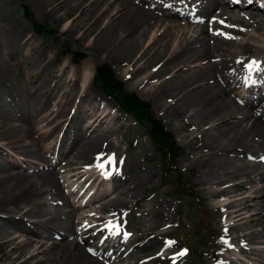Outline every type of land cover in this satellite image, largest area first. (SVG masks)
<instances>
[{
    "label": "bare ground",
    "instance_id": "bare-ground-1",
    "mask_svg": "<svg viewBox=\"0 0 264 264\" xmlns=\"http://www.w3.org/2000/svg\"><path fill=\"white\" fill-rule=\"evenodd\" d=\"M50 1L53 7L66 10L62 15L79 10V13L73 16L71 25L82 29L83 37L95 35L90 47L102 49L105 55L107 54L106 57L114 60L120 58L132 68L136 67L135 76L130 72L131 81L136 78L134 84L141 87L145 85L146 90L156 94V102L167 109L176 108L180 119L185 120L182 113L189 115L188 122H195L196 130L203 132L202 136L200 133L195 134L196 131L189 132V142L192 146L194 145L196 154L190 156L188 160L202 168L204 183L211 185L214 189L217 187L211 191L212 196L223 200L222 204L215 206L217 219L220 215L219 211H222L219 221H225L222 225L223 239L216 251L215 262L219 264H252L254 261L264 263V247L258 246L264 244V219L261 221L260 216L255 212L254 205V202L259 201L264 205V165L252 161L254 158L258 159V153L254 151L258 147L251 149L252 146L264 145V96L256 98L264 92V73L256 69L250 75L242 68L244 60H251L254 56L260 59L264 57V45L257 43L258 41L264 43V36L258 34L264 31V12L249 6L247 1L251 0H240L244 8L242 14L233 13L235 7L231 9L225 0H209V8L213 9L211 13H214L216 17L212 26L215 28L220 21H225L222 23L227 26L225 32L231 33L234 37L225 39L224 35L223 38L213 35L209 19L203 22L204 20L199 21L198 18L187 13L181 14L178 11L173 13L168 10V7L163 6L161 0L158 5H155L152 0H77L78 2L73 6H69L67 0ZM177 5L185 10H189L190 5L197 8V5L194 2L191 4L190 0H180ZM87 12L93 14V17L90 16L88 19L89 25L80 22ZM196 12L203 15L205 10L197 9ZM235 37L242 40L238 42ZM159 57H165V61L161 60L154 64L153 72L162 68L163 72L167 71L168 77L158 78L156 81L159 80V82L152 85L149 81L154 79L155 75L150 71L144 78L142 76L137 79L138 73L147 67L148 62ZM184 66L187 70H184ZM68 67L69 65L64 64L63 68L59 69L62 75ZM79 72L83 73L85 87L83 96L76 104L77 110L75 109L73 117L81 113L78 109L83 106L86 95L94 97V93L89 90L87 80L92 79L95 70L90 69L88 59L82 67H76L72 71L74 74ZM240 86L248 87L249 91L255 95L258 104L262 105V110L255 113L256 105L250 102L254 96L252 99L248 98L246 102L242 101L243 99L241 102L236 100L231 92ZM167 94H172L175 99L171 105L164 100ZM47 102V99L43 100V103L47 104ZM69 103L70 99H60L57 104L61 106V111L55 115H67L66 108ZM92 109L90 112L86 109L84 113L85 116L94 120L82 128L81 141L76 147L68 148L67 153L64 152L55 161L51 171L45 172L40 165H36L33 171L36 174L31 176L25 172H14L16 165L8 169L0 164V221H4V218L16 221L10 226L6 225V221H4L5 224H0L4 234L1 243L8 247L5 258H9L12 263L107 264L105 260H99L86 253L85 246L82 244L89 239V235L83 240L78 238L70 240L71 235L78 233L84 223L82 219H85L83 217L81 220H76L77 212L85 206H93L96 203L100 205L96 207L95 213L91 210L88 215H96L99 210H110L111 207H115V210L120 203L128 205L129 201L124 197L130 191L138 195L136 193L140 187L144 189V186L141 183H127L119 186L121 183L117 182L101 195L97 194L98 186L95 193L84 198L83 202L77 206L76 199L71 198L70 192L68 195L63 192L64 188H61L62 184L57 181L56 176L59 166L61 170L69 166L72 160H80L79 168L65 170L68 174L70 173V179L85 178L88 171L85 170L83 163L94 162L97 152H103L102 148L108 149L113 146L114 141H111V138L115 131L113 126L106 124V119L112 112L101 115L98 113L99 107L93 105ZM118 117L114 116L112 120ZM1 119L2 127H4L2 122L4 120L6 124H10L9 126H15L24 133L21 138L12 135L14 138H10L13 140L10 143L17 147L20 144L22 153H32L40 159L42 148H47L48 152L52 148V144L48 141L49 137H53L58 128L69 122L66 118L48 128L47 135L39 145L40 149L38 146L34 147L32 141L24 140L31 131L28 119L16 117V120L22 119V123L18 124ZM205 121H209L208 127L202 125ZM104 124L107 129L103 128ZM91 129L92 138L88 139L86 133ZM68 132L69 129L66 135ZM66 142L63 140V146L67 144ZM240 154L249 157L250 160L241 158ZM26 163L27 161H24V164ZM131 164H135V160ZM20 167L23 168L22 165ZM32 168L33 166H26L27 170ZM36 180L39 182L37 183ZM230 181L234 182L230 183ZM222 183H225V187L220 189ZM258 183L262 185H257ZM40 184L41 189L35 192ZM45 188L55 189L56 194L64 198L65 205L72 206V209L65 210L60 205L52 208L45 196L47 192V189L43 190ZM117 189L119 190L116 197L109 199V196ZM237 191L240 192L237 193ZM228 194L230 196L226 197ZM134 204L139 209L143 208L140 199H135ZM216 216H214L215 220ZM160 218V214L154 213L148 220L149 226L156 227ZM26 222L31 225L25 226ZM253 222H258L261 228L246 230L247 226ZM150 234V231L145 233L146 236ZM236 240L235 253L225 252L231 247L228 241L236 243ZM116 242L117 244L112 245L116 261L125 264L122 261L126 258L134 259V251L128 252L119 246L122 241ZM249 244H253V247L248 246ZM174 256V253L166 256L149 255L140 264H163V262L172 264ZM62 257L64 258L60 259ZM66 258L74 261L70 262Z\"/></svg>",
    "mask_w": 264,
    "mask_h": 264
},
{
    "label": "rangeland",
    "instance_id": "rangeland-1",
    "mask_svg": "<svg viewBox=\"0 0 264 264\" xmlns=\"http://www.w3.org/2000/svg\"><path fill=\"white\" fill-rule=\"evenodd\" d=\"M67 1L69 6H73L78 2L77 0ZM194 1L203 3V5L206 6V0ZM51 3L52 1L50 0H0V120L3 118L13 124H18L22 123V119H28L31 124V131L24 140L28 142L32 141L34 147L38 146L40 148L39 145L41 141L44 140L45 135H47L48 128L53 127L59 121H64L66 118L71 119L73 121L72 123L75 125V128L71 130L75 140L73 144L67 142L66 146L61 148L62 152H66V147L71 148L73 145L76 146L79 144L83 134L82 128L94 120L84 115L86 109L90 112L93 110L92 106L94 105L100 108L99 114L107 110L108 112H112L111 115L119 116L112 121L111 118L106 119V124L114 128L115 133L111 138V141L113 140L114 143L112 147L105 150H112V154L106 153L100 156V159H102V163L105 164V168H107L109 172L118 169L125 173L124 176L119 175L118 180L121 182L119 186L127 183L143 184L144 189L140 187V190L136 193L138 195H134L133 192L130 191L124 197L125 200L127 199L129 201L128 205L118 204L119 206L117 208H127V212L123 213L122 217H118L124 221L126 226H129V230L134 233L133 237L141 236V239H137L135 242L141 241L142 243L146 238L149 236L151 237L145 242V247L136 251L135 254H137V256L132 260L130 259L131 261H128L131 262V264H139L140 258L145 256L174 253L175 258H172V264H219L215 262V254L219 249L221 238H223V222L219 221L220 216H222V211H219L220 215L217 219L215 206L222 204L223 200L212 196L211 191H213L214 188L204 183L202 168L188 160L190 156L196 154L193 147L194 145L192 146L189 142V132L196 131L195 134L200 133L201 136L203 132L196 130L194 127L195 122H188L187 117L189 115L182 113L185 116V120L182 118L180 119L176 108L167 109V107L156 102V94H152L150 91L146 90L145 85L141 87L134 84L136 78L134 81H131L130 75L132 73L133 76H135L134 71L136 67L132 68L120 58L114 60L106 57L107 54L105 55L102 49L98 50L94 47H90L95 35L92 34L88 37H83V30L71 25L73 16L78 14L79 10H73L68 15H62L66 10L53 7L54 5ZM22 4L29 7L30 12L36 19L49 26L51 34L43 35L34 31L32 21L26 15L25 11H23ZM209 11L210 9L208 7L205 8L206 13H209ZM90 16L93 17V14L89 12L85 13L80 22L89 25L88 19ZM213 20L215 19H211L210 22L213 23ZM211 29L218 34L222 30L226 31L227 27L221 24L217 26V30L214 29V27H211ZM258 34L264 36V31ZM241 40V38H236L238 42ZM257 43L264 45L263 42L258 41ZM64 50L68 52L64 54ZM74 53H82L84 58L80 61H74ZM163 58L159 57L150 60L147 67L138 73L137 79H140L142 76V78H144L150 71L154 73L155 77L149 81V84L153 85L158 83L159 80L156 81L158 78L164 76L168 77V75H166L167 71L163 72L162 68L157 72H153V65L161 60L164 62L165 57ZM258 58L256 56L257 60ZM87 59L90 69L94 68L95 71L99 66L105 63L110 64L118 80L124 83L127 91L134 92L149 102L153 115L155 117L157 116L158 119L163 122L164 126L173 133L177 144L181 147V151L176 158V165L173 168L174 171H170L167 175L165 169V163L167 164V162L164 161L155 148L153 141L147 134L145 126L137 123L131 115L121 111L117 106L116 100L104 93L98 87L93 77L87 80V85H89V90L94 93V97L93 95H86L87 97L85 96L83 106L81 109H78L81 113L73 117L75 106L84 94L83 87H85V84L83 83V73L79 72L74 74L72 71L76 67H82ZM251 60H244L242 62V68L244 66L246 68V63L248 61L251 62ZM261 61H264V58ZM64 64L69 65V67L62 75L59 69L61 67L63 68ZM183 68L187 70L186 66ZM259 68L264 69V64ZM235 92H242V88L239 87L235 89L231 94L234 96ZM45 99L48 100L47 104L43 103ZM60 99H70V103L66 108L67 115L65 116L55 115L59 114L61 111V106L57 104ZM164 100L169 105L175 102L172 94H167ZM106 105H109L108 108ZM260 108L261 106L258 105L257 111ZM257 111H255V113ZM16 117L22 119L16 120ZM2 122L4 127L0 124V164L8 169H12V166L17 164H23L26 168L28 164H24V160L30 162L31 165L33 164L34 167L36 166L34 163L45 166L46 161L48 162L50 159L49 156L52 157L57 152V145L62 141L64 130L68 123L67 121L65 126L58 128L53 137H49L50 140L48 141L52 146L57 143L56 149L53 147L49 152H46V150H48L47 148H40L42 151L40 159L33 156L32 153H22L20 144H18V147L13 146L10 143L13 141L10 138H14L12 135L20 136L21 138V135L24 133L15 126H9V123H7V125L6 121L3 120ZM186 122L188 123L186 124ZM106 124H104L103 128L106 127ZM203 124L204 127L210 125L209 121H205L202 125ZM90 132V130L89 132L87 131L88 136ZM88 136V139L92 138V135ZM70 138V135L64 136L63 140L69 141ZM35 143L37 145H35ZM116 143H119V145H116ZM252 148H257V150ZM251 149L258 153V156L260 155L261 159L264 160V145L252 146ZM8 155L10 156L8 157ZM47 156L49 158L48 160ZM113 156H115V162L111 159ZM240 156L241 158H246L245 155L240 154ZM133 160H135V164H131ZM80 165V160H72L70 163L71 168ZM169 168L168 166L167 170ZM17 171L29 173L31 176L36 174L33 170L20 167L14 169V172ZM43 171L47 172L48 170L43 169ZM65 174L66 172L60 171L56 175L58 177L57 181L60 182L61 179L63 180L65 186V191L63 189L64 193L69 190V183L72 186L76 182H80L75 180L66 181L68 177H66ZM36 181L37 183L39 182V180ZM179 182L188 183V187H186L188 191L183 188H175V184ZM232 182L234 181H230V183ZM257 185H262V183H258ZM224 187L225 183H222L220 189ZM39 189H41V184L38 185L35 192L37 190L39 191ZM46 189L47 192L45 196L50 205H52V208L60 205L65 210L72 209L71 206L65 205L63 201L64 198L62 196L59 197L55 189L45 188L43 190L45 191ZM101 189H106V185H100V190ZM104 192V190L100 191L99 195ZM238 192L240 191H237V193ZM55 194L57 196H55ZM116 195L117 193L115 191L109 196V199H114ZM228 196L230 195H226V197ZM135 199H140V204L143 205V208L139 209L134 204ZM97 205H99V203ZM254 205L255 212L258 213L261 221H263L264 205L260 201L257 203L254 202ZM114 208L115 207H111L110 210L107 211H112ZM90 209H94V207L85 208L78 212L76 218L79 219L78 217H80L82 213ZM162 210L166 211L162 214ZM154 213L160 214L161 220L156 227L152 225L153 227L151 228L148 220ZM106 214L107 213H98L97 217L88 218L91 220V231L93 233L95 232L94 234L97 237L96 239L92 238L90 241L89 246L91 248L94 246L98 248L99 246L101 249L104 245V236L101 234V229L97 231L99 229V225L97 224H105L107 228L108 221L104 219ZM258 215H256V217H258ZM214 216H216V220ZM4 221H6V225L8 226L16 223L15 220H8L6 218H4ZM4 221H0V224H5ZM247 227L246 230H259L261 228L258 222H253ZM82 228L84 230L80 231V237L87 231L86 227ZM2 230L3 229H0V264H15L12 263L9 258H5L8 247L1 243L4 237ZM40 230L42 229L40 228ZM148 231H150L151 234L146 236L145 233ZM160 234L163 235L159 237ZM169 241H172V243L170 244ZM228 243L231 247L225 252L235 253L231 242L228 241ZM187 244L193 248V254H187V251H184L185 249L187 250ZM175 245L176 247H174ZM248 246L253 247V244H249ZM63 258L64 257L60 259ZM66 260L70 262L74 261L70 258H66ZM163 264H169V262H163Z\"/></svg>",
    "mask_w": 264,
    "mask_h": 264
},
{
    "label": "trees",
    "instance_id": "trees-1",
    "mask_svg": "<svg viewBox=\"0 0 264 264\" xmlns=\"http://www.w3.org/2000/svg\"><path fill=\"white\" fill-rule=\"evenodd\" d=\"M24 11L28 17L32 20L35 28L39 31H44L45 25L40 23L31 13L28 6H24ZM99 83L102 89L114 96L123 109L132 112L136 118L144 123L147 130L163 157L174 161L178 147L175 145V141L172 133L167 131L160 120H158L150 110L149 103L141 100L137 95L128 93L124 90L122 84L116 79L113 70L107 64L98 68Z\"/></svg>",
    "mask_w": 264,
    "mask_h": 264
},
{
    "label": "snow or ice",
    "instance_id": "snow-or-ice-1",
    "mask_svg": "<svg viewBox=\"0 0 264 264\" xmlns=\"http://www.w3.org/2000/svg\"><path fill=\"white\" fill-rule=\"evenodd\" d=\"M220 23H225V21H220ZM233 27H235V26H233ZM218 34H222V35H224V36H226V37H228V38H234V37H232V34H231V33L220 32V33H218ZM262 64H264V61H259V60H257L256 58H253V59L251 60V62L247 65V67H248V69L251 71V70H253L254 68H258V67H260ZM111 159H112V160H115V156H113ZM97 166L100 167L101 169H105V165H104V164H98ZM105 174H106V175H110V173H108L106 170H105ZM107 227H109V228H113V229H114L113 234H118L117 231H115V230H116V229H119V224H114L112 221H109ZM123 234H124L125 237H128V236L131 235V233H128V232H126V231H125ZM169 243L171 244L172 241H169ZM184 251L186 252L187 250L185 249Z\"/></svg>",
    "mask_w": 264,
    "mask_h": 264
}]
</instances>
